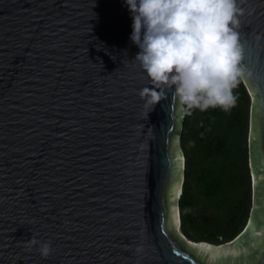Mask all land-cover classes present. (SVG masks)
I'll list each match as a JSON object with an SVG mask.
<instances>
[{"label": "water", "instance_id": "95a60500", "mask_svg": "<svg viewBox=\"0 0 264 264\" xmlns=\"http://www.w3.org/2000/svg\"><path fill=\"white\" fill-rule=\"evenodd\" d=\"M237 4L252 207L214 245L180 234L184 111L132 59L124 0H0V264H264V0Z\"/></svg>", "mask_w": 264, "mask_h": 264}, {"label": "clouds", "instance_id": "9594fccd", "mask_svg": "<svg viewBox=\"0 0 264 264\" xmlns=\"http://www.w3.org/2000/svg\"><path fill=\"white\" fill-rule=\"evenodd\" d=\"M131 16L129 39L138 51L134 59L147 78L172 88L188 109L235 104L232 88L244 74L243 46L237 31V0H124ZM157 102L160 93L151 92ZM41 257L49 241H29Z\"/></svg>", "mask_w": 264, "mask_h": 264}, {"label": "trees", "instance_id": "16d2710c", "mask_svg": "<svg viewBox=\"0 0 264 264\" xmlns=\"http://www.w3.org/2000/svg\"><path fill=\"white\" fill-rule=\"evenodd\" d=\"M229 111H204L182 105L178 133L184 178L178 199L180 230L193 242L218 245L232 240L245 225L252 207L248 163L250 96L238 77Z\"/></svg>", "mask_w": 264, "mask_h": 264}, {"label": "snow or ice", "instance_id": "6c2138e0", "mask_svg": "<svg viewBox=\"0 0 264 264\" xmlns=\"http://www.w3.org/2000/svg\"><path fill=\"white\" fill-rule=\"evenodd\" d=\"M179 159L182 160V157H179ZM177 195H179V192H177ZM255 224H256V219H255V212H254L252 215H250L249 222L245 226L246 229H248V233H249V235L244 238L245 243L247 242V239L251 237V234L254 232Z\"/></svg>", "mask_w": 264, "mask_h": 264}, {"label": "rangeland", "instance_id": "374dc122", "mask_svg": "<svg viewBox=\"0 0 264 264\" xmlns=\"http://www.w3.org/2000/svg\"><path fill=\"white\" fill-rule=\"evenodd\" d=\"M180 187H181V182H180ZM178 199H179V197H177V204H178ZM177 216H178V213H177ZM178 222H179V231H180V234L187 240V238L182 234V232L180 230V221L178 220Z\"/></svg>", "mask_w": 264, "mask_h": 264}, {"label": "bare ground", "instance_id": "6f19581e", "mask_svg": "<svg viewBox=\"0 0 264 264\" xmlns=\"http://www.w3.org/2000/svg\"><path fill=\"white\" fill-rule=\"evenodd\" d=\"M179 220V219H178Z\"/></svg>", "mask_w": 264, "mask_h": 264}]
</instances>
